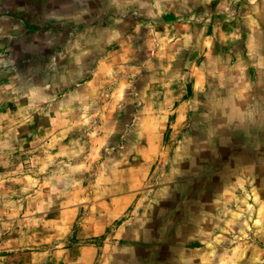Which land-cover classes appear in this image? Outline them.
I'll return each mask as SVG.
<instances>
[{
	"label": "rangeland",
	"instance_id": "rangeland-1",
	"mask_svg": "<svg viewBox=\"0 0 264 264\" xmlns=\"http://www.w3.org/2000/svg\"><path fill=\"white\" fill-rule=\"evenodd\" d=\"M1 246L264 264V0H0Z\"/></svg>",
	"mask_w": 264,
	"mask_h": 264
},
{
	"label": "crops",
	"instance_id": "crops-1",
	"mask_svg": "<svg viewBox=\"0 0 264 264\" xmlns=\"http://www.w3.org/2000/svg\"><path fill=\"white\" fill-rule=\"evenodd\" d=\"M11 35H18V33H13ZM59 98V96H57ZM51 98H55L54 96H51ZM12 250L9 248L8 250L2 249V246L0 247V264H11L9 261L12 259Z\"/></svg>",
	"mask_w": 264,
	"mask_h": 264
}]
</instances>
